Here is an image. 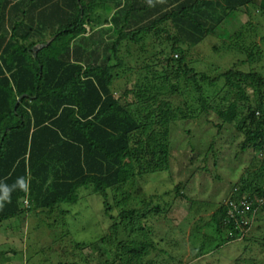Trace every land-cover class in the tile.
Returning <instances> with one entry per match:
<instances>
[{
	"label": "trees",
	"instance_id": "1",
	"mask_svg": "<svg viewBox=\"0 0 264 264\" xmlns=\"http://www.w3.org/2000/svg\"><path fill=\"white\" fill-rule=\"evenodd\" d=\"M240 7L264 12V0H0V225L31 212L52 214L63 204L77 203L82 189L100 194L111 210V190L169 169L174 124L209 117L212 108L220 129L235 127L243 136L241 152L255 151V169L246 170L229 197L247 199L246 218L258 210L255 221L264 222V74L237 65L211 76L197 72L186 57ZM245 32L259 30L245 24L226 35L223 45L245 53L243 64L258 62L263 56L257 44H239ZM164 33L171 53L162 47L163 57L145 65L149 70L160 64L163 71H152L151 85L146 75L138 88L118 97L122 71L133 69L126 55L133 58L135 49L150 52L143 40ZM222 91L234 92V101L223 110L210 107L215 97L220 102L227 97H219ZM186 92L197 95L198 105L181 99L174 107L159 99ZM129 93L141 98L129 105L123 100ZM143 97L149 105H140ZM177 193L186 197L179 186ZM149 196L152 201L162 197ZM164 205L154 203L147 213L122 212L124 223H114V234L96 240L115 251L104 264L141 263L156 245L143 219L166 212ZM229 211L227 202L217 205L207 243L218 247L235 241L250 227ZM250 232L244 240L264 245V238L258 241ZM122 234L130 238L119 241Z\"/></svg>",
	"mask_w": 264,
	"mask_h": 264
},
{
	"label": "rangeland",
	"instance_id": "2",
	"mask_svg": "<svg viewBox=\"0 0 264 264\" xmlns=\"http://www.w3.org/2000/svg\"><path fill=\"white\" fill-rule=\"evenodd\" d=\"M248 23L253 24L254 28L257 26L259 33L250 35L245 32L239 44H257L263 57L258 62L243 64L241 61L247 59L246 54L227 49L223 44L227 39L226 35L239 32ZM214 31L215 35L208 36L201 44L186 52L188 63L194 65L197 72L215 76L238 65L242 70H256L264 74V12L255 7H250L249 10L240 7L225 16ZM161 37L149 36L143 40L148 51L154 54L153 58L150 52L143 53L140 49H135L133 58L123 55L133 69L122 71L123 77L116 85L118 97L130 88H138L146 75L147 83L151 85L152 82L149 81L153 76L152 71H163L160 64L150 66L149 70L145 68L147 63H154L157 57H163L158 54L162 47H166L167 54L171 53V42L164 39L167 33ZM163 40L164 43L159 45ZM184 47L187 49V46ZM136 90L144 95L155 93L154 89ZM249 94L252 96L253 92L250 91ZM220 95L227 97L221 102L218 96L215 97L210 102V107L218 105L217 110H223L234 101V92L228 94L222 91L219 97ZM195 96L194 92L166 97L161 94L159 99L171 101L174 107L179 105L181 99L198 105ZM140 98L136 93H129L123 100L132 105ZM160 103L158 100L155 106ZM140 105L147 106L149 102L143 97ZM209 111V117L179 120L174 124L169 169L157 175L146 174L119 190H111V210L104 205L100 194L88 193L82 189V197L77 203L63 204L52 214L31 212L1 224L0 264H104L106 255H114L115 251L110 253L108 248L99 245L102 244L101 241L97 246L96 240L113 233L115 224L124 223L121 213L128 208L147 213L154 209V203L164 205L165 202L164 206L168 207L166 212L150 213L147 219L142 218L143 224L148 225V231L150 227V237L156 245L154 249L150 248L149 254L138 264H264V245L255 240L240 237L218 247L213 242L207 243L214 233L211 217L217 205L229 199L233 184L239 181L246 170L255 169L251 163L255 151L241 152L240 145L244 138L240 132L228 125L220 129L215 124L218 113L213 108ZM178 186L179 192L186 197L177 193ZM153 194L162 197L152 201L149 195ZM27 203L25 201V206H28ZM257 213L255 211L254 217ZM250 224L249 235L252 236L253 232L259 238L258 241L262 240L264 222H253L251 218ZM126 238L130 237L125 234L118 237L119 241ZM77 243H81V248L76 247ZM203 245L204 254L199 255ZM102 249L105 254L101 252Z\"/></svg>",
	"mask_w": 264,
	"mask_h": 264
},
{
	"label": "built area",
	"instance_id": "3",
	"mask_svg": "<svg viewBox=\"0 0 264 264\" xmlns=\"http://www.w3.org/2000/svg\"><path fill=\"white\" fill-rule=\"evenodd\" d=\"M249 207V203L246 200L240 201V203H232V209L229 211L231 216L240 215V221L242 223L249 224V221L245 218L244 213Z\"/></svg>",
	"mask_w": 264,
	"mask_h": 264
},
{
	"label": "clouds",
	"instance_id": "4",
	"mask_svg": "<svg viewBox=\"0 0 264 264\" xmlns=\"http://www.w3.org/2000/svg\"><path fill=\"white\" fill-rule=\"evenodd\" d=\"M89 27V26H88ZM242 200H246L248 203H249V207L246 209V211L248 212L249 210H250V208H251V203L247 200V199H244V198H237V199H234V197H229V199H227V203H228V207L230 208V210L232 209V203H240V201H242ZM256 211H258V210H256ZM255 213V212H254ZM247 215V214H246ZM245 216V215H244ZM257 216V215H256ZM254 214H253V216L252 217H250L249 219L248 218H246V216H245V218L249 221V224L251 223V218H252V220H253V222H255V218L256 217H254ZM251 231V224H250V227L247 229V230H244V232L241 234V237H245L246 235H245V233H249ZM239 239V238H238Z\"/></svg>",
	"mask_w": 264,
	"mask_h": 264
}]
</instances>
